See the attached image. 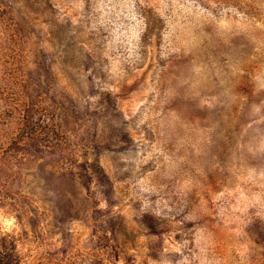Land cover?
I'll return each instance as SVG.
<instances>
[{
	"label": "rangeland",
	"instance_id": "374dc122",
	"mask_svg": "<svg viewBox=\"0 0 264 264\" xmlns=\"http://www.w3.org/2000/svg\"><path fill=\"white\" fill-rule=\"evenodd\" d=\"M0 264H264V0H0Z\"/></svg>",
	"mask_w": 264,
	"mask_h": 264
}]
</instances>
